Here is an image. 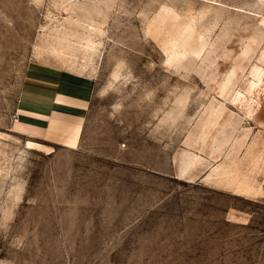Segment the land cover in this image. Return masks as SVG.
Returning <instances> with one entry per match:
<instances>
[{
    "label": "rangeland",
    "instance_id": "374dc122",
    "mask_svg": "<svg viewBox=\"0 0 264 264\" xmlns=\"http://www.w3.org/2000/svg\"><path fill=\"white\" fill-rule=\"evenodd\" d=\"M33 62L94 81L74 148ZM0 264H264V0H0Z\"/></svg>",
    "mask_w": 264,
    "mask_h": 264
},
{
    "label": "crops",
    "instance_id": "0c3cea01",
    "mask_svg": "<svg viewBox=\"0 0 264 264\" xmlns=\"http://www.w3.org/2000/svg\"><path fill=\"white\" fill-rule=\"evenodd\" d=\"M94 90L90 77L30 63L16 107L19 132L32 137L48 133L77 135V124L81 126V119L84 123Z\"/></svg>",
    "mask_w": 264,
    "mask_h": 264
},
{
    "label": "bare ground",
    "instance_id": "6f19581e",
    "mask_svg": "<svg viewBox=\"0 0 264 264\" xmlns=\"http://www.w3.org/2000/svg\"><path fill=\"white\" fill-rule=\"evenodd\" d=\"M47 135L51 136V137H56V136L62 137V145L65 147L74 148L76 146V142H77L76 136L68 137V136H62V135H54V133H48ZM24 146L28 149H39V150H41L44 148L43 144L35 142L33 140H30V139L25 140Z\"/></svg>",
    "mask_w": 264,
    "mask_h": 264
}]
</instances>
